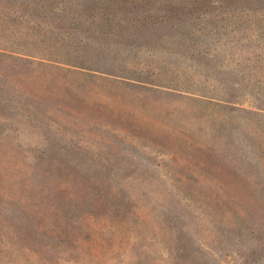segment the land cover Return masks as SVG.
I'll list each match as a JSON object with an SVG mask.
<instances>
[{"label": "rangeland", "instance_id": "rangeland-1", "mask_svg": "<svg viewBox=\"0 0 264 264\" xmlns=\"http://www.w3.org/2000/svg\"><path fill=\"white\" fill-rule=\"evenodd\" d=\"M0 264H264V0H0Z\"/></svg>", "mask_w": 264, "mask_h": 264}]
</instances>
